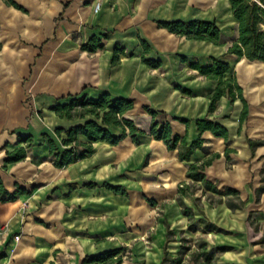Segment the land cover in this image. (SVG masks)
I'll return each instance as SVG.
<instances>
[{"label":"crops","instance_id":"obj_1","mask_svg":"<svg viewBox=\"0 0 264 264\" xmlns=\"http://www.w3.org/2000/svg\"><path fill=\"white\" fill-rule=\"evenodd\" d=\"M13 1L23 10L0 0V181L9 192L17 186L28 192L11 201H0V264H85L84 257L117 248H122L124 264L123 251L130 237L125 236L122 218L130 209L123 204L138 191L148 205V218L152 217L149 228L155 226L161 238V262L166 239L164 221L172 229L171 213L174 218L178 214L185 217L176 197L179 184L188 180L186 172L191 163L219 153L205 170L219 189L233 187L240 191L252 182L249 163L253 158H264V145L252 154L247 143V137L264 140L262 131L260 136L254 135L258 127H264V114L256 115L264 112V62L227 52L230 44L224 39L222 26L215 18L198 14L197 7L202 8L205 0ZM224 2L230 6L228 0ZM231 15L238 35L232 10ZM223 17L224 23L231 24ZM178 19L214 20L222 34L219 44L179 36L157 25V21ZM91 36L103 44L95 52L81 48ZM139 38L149 45L144 57L160 61L159 67L142 62ZM116 45L124 53L113 64ZM212 58L230 65V72L223 78L235 77L249 104L248 117L239 133L241 102L231 104L222 96L215 110L209 112V95L217 81L190 66L211 65ZM257 64L262 65L259 77L255 76ZM104 92L113 98H133L134 106L125 116L146 134L138 136V144L130 136L116 145L92 142L93 154L62 168L53 166L42 134L58 142L54 129L68 127L71 122L56 116L51 106L67 102L68 95L97 98ZM143 106L163 112L156 119L168 120L172 133L186 135L188 142L199 135L195 124L186 126L173 117H208L220 122L229 131L228 147L234 149L229 160L224 156L223 138L210 131L201 133L203 144L189 161L179 160L175 150H168L161 140L148 134L152 117ZM27 135L33 141L26 147L25 158L5 162L7 151L25 146L20 137ZM104 182L125 186L128 195L114 194ZM89 183L96 185L91 187ZM187 197L194 195L186 194L185 202ZM146 198L154 199L155 205ZM157 210L163 212L158 218Z\"/></svg>","mask_w":264,"mask_h":264},{"label":"trees","instance_id":"obj_2","mask_svg":"<svg viewBox=\"0 0 264 264\" xmlns=\"http://www.w3.org/2000/svg\"><path fill=\"white\" fill-rule=\"evenodd\" d=\"M228 1L230 2L233 17L237 21L238 35L228 46L227 52L244 57L249 61L264 62V0ZM7 3L23 10V7L13 0H7ZM157 25L176 35L185 36L190 39L206 40L214 44H219L222 36L221 30L214 20L178 19L157 21ZM102 37L106 38V35ZM139 40L143 47L141 55L142 62L154 68L159 67L161 65L160 61L144 57L149 51V45L142 38H139ZM102 47L101 39L96 36H91L87 43L81 45L83 50L89 52H95ZM123 53L124 49L116 45L113 51L112 63L116 64L119 61V54ZM181 59L185 60L183 56ZM190 66L197 69L201 75H204L208 79L217 81L214 90L209 95V112L215 110L217 101L222 96H226L231 104L236 100L241 102L242 107L239 114V127L237 129L239 133L242 123L248 117L249 104L243 95L242 87L235 77L223 78L226 73L230 72V65L219 58H212L211 65L200 66L197 63H192ZM181 90L185 93H190L188 89L181 88ZM65 98L68 99L67 102L54 104L50 109L60 119H65L71 122V124L68 127L58 126L54 129V134L58 142L49 134H42L49 145L50 161L57 168H62L93 154L92 142L105 141L111 145H116L125 137L130 136L133 143L138 144V136L146 134V132L136 126L133 119L125 116V113L134 106L133 98H113L109 92H104L97 98H89L86 94H72ZM143 108L152 117L148 134L156 140H161L168 150H175L178 159L181 161H189L194 150L201 148L204 141L201 133L204 131H210L214 136L223 138L226 144L224 150L226 160H229V153L234 151V149L228 147L229 131L220 122L209 119L208 117L196 118L194 120L173 117L174 120H178L186 126H189L192 122L195 124L199 135L194 140L188 142L186 135L172 133L171 124L168 120L164 118L161 120L156 119V116L163 112L152 110L148 106H143ZM112 128H117L120 132L115 133ZM80 137L84 138V140L80 139ZM20 141L25 142V146H19L12 151H7L4 158L5 162H17L25 158L26 147L31 146L33 137L31 135L20 137ZM247 143L252 154H254L258 146L264 145V140H254L247 137ZM217 157H219V153H213L209 158L200 163H191L186 172L188 180L181 182L178 186L176 201L180 206L182 214L188 219L189 230L192 232L225 233L226 230L205 218L203 211L199 212L202 217L196 218L193 207L188 206L184 201L186 194L194 195L199 190L201 196L207 201L217 204L224 203L233 211L243 209L245 206V201L241 199L238 189L225 187L221 190L215 182L208 179L205 172L206 167ZM259 181L260 184L253 188L257 198L264 193V167L261 169ZM95 185V183H89L91 187ZM103 185L114 194L121 196L128 195L127 189L123 185H111L107 182H104ZM249 186L252 188V182L249 183ZM27 192L26 189L19 186H17L15 191L9 192L0 181V201H11L19 194H25ZM214 197H216L215 200H212ZM199 200L200 197L194 199L197 207ZM146 201L152 206L155 205L154 199L146 198ZM251 215L252 212L250 211L248 214L249 218ZM164 224L166 226V239L160 264H226L218 262L215 252L207 249L205 241L197 242L198 248L195 249H192L190 245L181 244L177 255L172 256L167 249V245L169 242L175 240L173 237L174 233L166 220ZM257 243H264V233L258 239ZM227 248L225 246H219L217 247V251H225ZM121 251L122 248H117L103 254L86 256L82 259V263L121 264ZM185 256H188L186 263L184 262ZM1 257L2 255L0 254Z\"/></svg>","mask_w":264,"mask_h":264},{"label":"rangeland","instance_id":"obj_3","mask_svg":"<svg viewBox=\"0 0 264 264\" xmlns=\"http://www.w3.org/2000/svg\"><path fill=\"white\" fill-rule=\"evenodd\" d=\"M202 8L197 7L198 14L204 18H215L217 24L222 26L224 39L229 44L236 38V26L233 24V18L229 4L224 0H216L214 4H206ZM227 17L231 24L224 23V17ZM262 65L257 64L255 76L259 77V69ZM264 112H257V116H263ZM264 117V116H263ZM256 130V129H255ZM253 131V130H252ZM254 132L255 136L264 133V127H258ZM249 129V133H250ZM253 133V132H252ZM264 135V134H263ZM238 159V157L236 156ZM250 160V159H249ZM264 167V158H253L249 163V172L252 175V188L248 185L240 188V197L245 201L243 209L235 211L229 209L224 203L217 204L207 201L201 196L200 191H196L193 198H186V202L193 207L195 217L200 218L199 213L203 211L204 217L215 223L217 226L226 230L225 233H201L189 230V222L186 217L179 214L174 218L171 213L170 225L174 231V242L168 244V250L172 256H176L181 244L190 245L192 249L198 248L197 242L205 241L207 249L214 251L218 262L226 264H264V243H257L258 239L264 233V195L256 197L253 188L260 184L261 169ZM200 197L198 207L193 199ZM212 198V200H215ZM123 206L126 210L123 214L122 224L126 237H130L125 245L123 254L124 264H159V257L162 251L161 238L155 226L152 227V217L148 218V205L138 191L136 197L124 201ZM158 211L157 218L162 216L163 212ZM252 212L251 219L249 212ZM196 223V222H195ZM190 241H189V240ZM228 247L225 251H217V247ZM184 262L188 256L184 257Z\"/></svg>","mask_w":264,"mask_h":264},{"label":"built area","instance_id":"obj_4","mask_svg":"<svg viewBox=\"0 0 264 264\" xmlns=\"http://www.w3.org/2000/svg\"><path fill=\"white\" fill-rule=\"evenodd\" d=\"M98 6H99V4L97 3V4L95 5V8L97 9ZM17 238H18V236H15V239H17Z\"/></svg>","mask_w":264,"mask_h":264}]
</instances>
